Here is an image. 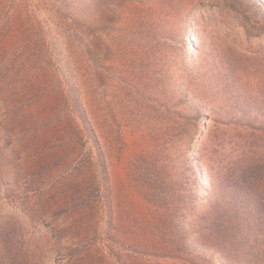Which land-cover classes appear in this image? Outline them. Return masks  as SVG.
Listing matches in <instances>:
<instances>
[{
    "label": "rangeland",
    "instance_id": "374dc122",
    "mask_svg": "<svg viewBox=\"0 0 264 264\" xmlns=\"http://www.w3.org/2000/svg\"><path fill=\"white\" fill-rule=\"evenodd\" d=\"M0 264H264V0H0Z\"/></svg>",
    "mask_w": 264,
    "mask_h": 264
},
{
    "label": "bare ground",
    "instance_id": "6f19581e",
    "mask_svg": "<svg viewBox=\"0 0 264 264\" xmlns=\"http://www.w3.org/2000/svg\"><path fill=\"white\" fill-rule=\"evenodd\" d=\"M191 50L192 51H196V47H195V44L194 43H192V45H191Z\"/></svg>",
    "mask_w": 264,
    "mask_h": 264
}]
</instances>
